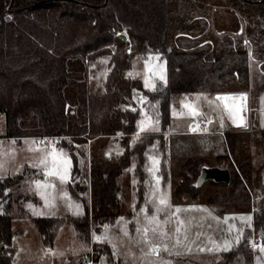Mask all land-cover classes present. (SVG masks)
<instances>
[{"label":"trees","instance_id":"trees-1","mask_svg":"<svg viewBox=\"0 0 264 264\" xmlns=\"http://www.w3.org/2000/svg\"><path fill=\"white\" fill-rule=\"evenodd\" d=\"M172 1L0 0V114L5 115L4 136L22 137L21 119L30 115L37 119L40 129L31 135L50 138L56 146L67 149L72 158L68 190L84 207L81 215H31L22 202L30 198L36 201L37 196L23 191V184L38 175V169L25 165L21 172L0 175V264H15L11 221L16 215L30 216L45 247L53 245L60 227L69 222L77 240L111 260L110 245L91 240L92 231L98 232L103 222L114 221L120 213L119 192L114 189L133 156V173L138 180L136 201L142 200L144 149L154 141L158 164L164 171L168 160L164 133L170 125V102L181 93L230 91L226 86L232 83L236 85L234 91L247 90L251 56L264 71V0H226L238 20L251 25L246 43H236L228 34L205 42L209 8L204 0H186L179 11L169 8ZM111 43L116 44L114 53ZM150 54L164 60L165 78L155 79L154 87L145 88L139 79L125 73L134 55L144 59ZM101 55H109L110 60L104 90L89 93L86 80L77 79L80 70L70 68V60L93 62ZM256 89V93L264 90V81ZM132 91L140 95L138 104L132 99ZM140 110L150 115L159 130L140 134L117 160L94 154L88 165V138L130 136L136 130ZM259 132L262 136L252 139L242 137L243 131L227 124L223 127L225 152L216 155L214 164L228 169L229 179H207L214 189L205 198L208 203L221 198L238 201L248 199L255 191L259 206L251 218L254 230L264 228V184L247 142L260 146L257 152L264 153V127ZM177 161L186 170L178 171L181 178L171 200L178 202L183 196L193 200L198 193V170L206 164L200 155ZM83 178L91 183L90 203L83 193L87 188ZM248 229L239 243L222 252L225 262L239 252L245 261L250 260L253 252L244 247ZM84 254L90 255L89 251Z\"/></svg>","mask_w":264,"mask_h":264},{"label":"rangeland","instance_id":"rangeland-1","mask_svg":"<svg viewBox=\"0 0 264 264\" xmlns=\"http://www.w3.org/2000/svg\"><path fill=\"white\" fill-rule=\"evenodd\" d=\"M185 2L186 0H173L169 4V8L179 11ZM203 3L209 8L207 13L209 26L206 27L207 30L204 31L203 36L205 40L210 38L221 39V35L228 34L232 35L236 43L248 42L247 38L250 37L251 25L238 20L237 14L230 7H227L226 0H204ZM128 51L129 48H126V52ZM114 52L111 50V53ZM154 56L147 55L141 59L138 55H134L131 58V66H129L128 74L139 78L142 85L147 88L146 80L153 84L154 77L165 76L164 69H161L159 63L160 59ZM108 58L109 55H101L93 62L84 61L81 58L72 59L70 60V68L75 71L80 70L81 73L77 79H89L91 92L103 91L102 82L106 78ZM146 59L148 61H145ZM250 59L246 90L248 91V105L250 106L249 124L247 128L241 131L245 133L242 137L253 139L262 136L259 129L264 127V90L256 93L257 85L264 81V71L261 70L258 63H255L252 56ZM92 64L94 66H91ZM226 89L234 91L236 85L232 83L227 85ZM71 92L74 91L66 90V93ZM137 95L139 94L133 91V99L139 103L140 97L137 98ZM185 105L194 106L200 115L193 117ZM169 107V131L172 133L166 137L164 135L168 156L164 171L158 164L157 142L154 141L144 149L146 156V162L142 167L146 174L142 181L144 192L142 200L137 202L136 184L138 180L133 173L136 160V157L133 156L128 166L122 170L117 178L120 213L114 221L103 222L98 232L92 231L91 240L108 243L114 253L112 256L114 255L115 259L117 257V259H121L119 264H221L216 263V261L225 260V257L219 253V251L224 250L222 248L216 250V246H222L225 241L232 246L236 245L237 236L240 235L241 231L243 234L246 227H249V231L246 232L245 239L251 233L260 235L262 238L261 247L264 246V228L254 230L251 221L249 225V222L233 219L235 217H251L249 200L253 202V211L259 206L255 191L250 193L249 200L236 201L221 198L208 203L205 200L206 195L211 193L214 187L209 184L208 180H203L198 185L195 200H190L187 196L180 197L178 202L171 200L174 187L181 178L178 171L186 170L181 161L177 160L187 156L200 155L206 165L214 164L216 155L225 152V146L221 142L222 135L218 136L219 134H216L215 131L222 132L226 124L220 125L223 120L222 111L216 105L213 96L206 91H195L192 94L181 93L170 102ZM72 113H74L73 110ZM209 116L213 118L212 121H208ZM146 117L150 119V128L159 129V125L151 119L150 115L145 110H140L135 120L139 131L140 124L145 121ZM21 121L20 128L23 136L19 139H9L4 136L7 129L5 127V115L0 114V175L21 172L26 164H21L19 159L27 161V165L36 167L39 174L27 179L23 184V191L31 195L35 194L37 200L34 201L31 198L24 200L22 202L23 209L31 215H81L84 210L83 202L75 197L67 186L71 176L70 167L72 164V158H70L67 149L56 146V143L49 140L50 138L41 139L31 135L40 129L39 121L32 115L22 118ZM193 123L195 127L199 126L198 132L207 129V134L194 133L192 129H189V125ZM203 123H205L204 126ZM142 133L144 132L140 134ZM137 137H125L116 134L88 138L86 142L87 164L89 165V157L94 154L112 161L119 159L124 148L131 146ZM247 144L250 146L248 151L250 150L249 152L253 153L254 156V168L259 170L261 181L264 184V153L257 152L260 146L251 142H247ZM61 153L63 156H60ZM45 156L48 157L47 165L40 163ZM53 156H56L58 161L63 159L68 161L66 169L64 167L59 168L60 174L67 176L66 182H61L59 175H48L50 171L54 170ZM82 183L87 185L83 193L86 202L90 203V180L83 178ZM162 197H166V204L160 203ZM153 217L156 223H149ZM13 226L16 229H21V232L13 235L12 238L15 246L13 253L15 264H78L82 257L86 260L83 251H89L91 257H94L93 254L96 253L91 246L84 250L85 245L77 240L69 222H65L60 227L55 242L50 248L45 247L40 241L30 216L16 215L13 218ZM153 228L156 229L154 233L151 231ZM177 228L181 229L180 232L176 231ZM145 229H148L146 235ZM15 232L14 229L13 234ZM161 233H165V235L162 236ZM97 237L100 239H96ZM242 237L240 235V240ZM153 245L159 247L158 251L150 252ZM165 248L167 251L164 250ZM201 249L205 250L201 251ZM208 249L213 250L208 251ZM236 256L241 257V260L244 259L240 252ZM230 257L227 262L233 255ZM95 259L94 257L92 261H88L86 264H102L100 259ZM105 259L107 260V258ZM248 261L250 264H264V252L260 250L253 252V256Z\"/></svg>","mask_w":264,"mask_h":264},{"label":"water","instance_id":"water-1","mask_svg":"<svg viewBox=\"0 0 264 264\" xmlns=\"http://www.w3.org/2000/svg\"><path fill=\"white\" fill-rule=\"evenodd\" d=\"M119 36L124 39L125 36L123 33H120ZM208 42H211L209 40H207ZM213 98L216 100V102L218 103V105L221 108L222 111V115L224 117V119L226 120V122H228L229 126L233 129L236 130H242L248 127V122H247V113H248V105H247V92L245 91H241V92H233V91H225V92H216L213 95ZM237 97V99L232 100H217V97ZM240 96H245L246 99L241 100L238 99ZM227 104L229 107L225 108L224 105ZM229 111L231 112V115L233 117V119L236 121V123H233V119L229 118ZM243 119V121L245 122L246 126L244 127H240L237 126V124L240 122V120ZM199 173L196 177L195 183L199 184L201 181L203 180H207V179H213L216 181H223V182H227V180L229 179V170L221 167L219 165L216 164H210V165H202L199 168ZM119 186H115L116 192H119ZM84 262V258L81 259L79 261L78 264H83Z\"/></svg>","mask_w":264,"mask_h":264},{"label":"snow or ice","instance_id":"snow-or-ice-1","mask_svg":"<svg viewBox=\"0 0 264 264\" xmlns=\"http://www.w3.org/2000/svg\"><path fill=\"white\" fill-rule=\"evenodd\" d=\"M146 67H147V65H146ZM160 79H164L163 75L160 76ZM145 83H146V86H148V87H154V85L150 84L148 80H146ZM229 99L235 100V99H237V97H219V96L217 97V100L226 101V100H229ZM238 99L244 100V99H246V97L245 96H240ZM185 107L189 108L190 114L193 117L200 115V113L196 110V108L194 106L185 105ZM224 107L228 108L229 106L227 104H225ZM228 115H229L230 119H233L230 111H229ZM233 123H236V121L234 119H233ZM149 125H150V119L146 117L145 121H142L141 124H140V132H145V131H149V130H152V131H158L159 130L158 128H150ZM237 126L244 127V126H246V124L243 121V119H241L240 122L237 124ZM198 130H199V126H197V127L192 129L193 132H196ZM206 130L207 129H205V131ZM137 136H139V133L137 134ZM60 156H63V154L61 153ZM47 162H48V157L47 156L43 157L41 159V161H40L41 164H45V165H47ZM153 163L155 164V161H153ZM53 164H54V170L50 171L48 173V175H59V178H60L61 182H66L67 176L64 175V174H60L59 168L60 167H64L66 169L68 161L66 159L58 161V158L56 156H53ZM160 203L162 205L166 204L167 203L166 197H162L160 199ZM233 219H240L243 222H249V225H250V221H251V217H235ZM149 223H156L155 218L153 217V219L151 221H149ZM180 223L183 224V222H180ZM180 230H181L180 228L176 229L177 232H180ZM147 231H148V229L144 230L145 235H146ZM151 231L154 233L156 231V229L153 228V229H151ZM161 235L163 236V235H165V233H161ZM240 235H242V231H241ZM240 235H238L237 238H236L237 239V243H239ZM96 239H100V238L97 237ZM177 243H179V241H177ZM231 247H232V245L229 242L225 241L222 246L217 245L216 246V250H220L222 248V250L227 251V250H230ZM254 247H255V245H254ZM164 250L167 251V248H165ZM204 250L205 249H201V251H204ZM212 250L213 249H208V251H212ZM156 251H157V249L155 247L150 249V252H156ZM260 251L264 252V246L260 247Z\"/></svg>","mask_w":264,"mask_h":264},{"label":"crops","instance_id":"crops-1","mask_svg":"<svg viewBox=\"0 0 264 264\" xmlns=\"http://www.w3.org/2000/svg\"><path fill=\"white\" fill-rule=\"evenodd\" d=\"M125 39V38H124ZM205 42H207V41H205ZM153 55H155L156 56V58H158V59H160L159 57H157V55L156 54H150L149 56H153ZM154 56V57H155ZM148 59H149V57H148ZM148 59H146L145 61H148ZM108 60V67H107V72L105 73V76L107 75V73H108V71H109V62H110V60H109V58L107 59ZM150 60V59H149ZM160 66H161V69L163 68L164 69V67H165V64H164V60H162V59H160ZM259 64V63H258ZM91 66H94V64H92ZM131 66V65H130ZM129 68L126 70V73H125V76H130L129 74ZM107 77V76H106ZM130 77H133V78H137V77H134V76H130ZM164 78H165V76H164ZM137 79H139V78H137ZM155 79H160V78H157V77H154L153 78V83H154V80ZM86 80V83H87V89H88V92L89 93H100V92H102V91H99V92H91L90 91V89H89V79H85ZM105 80H106V78H105ZM105 80L102 82V84H103V86H104V83H105ZM140 80V79H139ZM140 82H141V80H140ZM141 84H142V82H141ZM153 85V84H152ZM142 87H145V86H143L142 85ZM145 88H147V87H145ZM149 88V87H148ZM151 88V87H150ZM104 90V89H103ZM245 92H247V105L249 104V101H248V91H246V90H244ZM135 92V91H134ZM233 92H239V91H233ZM139 94V93H138ZM214 93H212L211 95H213ZM140 96L139 95H137V98H139ZM132 99H133V91H132ZM134 101H135V99H133ZM215 100V99H214ZM138 101V100H137ZM136 102V101H135ZM215 102H216V100H215ZM137 103V102H136ZM138 104V103H137ZM170 105V104H169ZM216 105L217 106H219L218 105V103L216 102ZM219 109L221 110V108H220V106H219ZM249 109H250V106L248 105V113H249ZM248 113H247V122H248ZM222 118H223V120L221 121V123H220V125L222 124V123H225V124H227V125H229L228 124V122H226V120L224 119V117H223V115H222ZM213 120V118L212 119H210V120H208V121H212ZM204 124L205 123H203V126H204ZM248 124H249V122H248ZM135 125H136V123H135ZM191 125V124H190ZM190 125H189V129H190ZM207 131H203V132H198V131H196V132H194V133H196V134H207L206 133ZM139 133V135H140V131L137 129V125H136V131L134 132V133H132L131 135H130V137L131 136H133V137H135V136H137V134ZM172 132H170L169 131V128H168V130L164 133V135H165V137L167 136V135H170ZM215 133L216 134H219L218 136H221L222 135V132L221 131H219V130H216L215 131ZM222 137V136H221ZM7 138V137H6ZM9 139H14V138H9ZM16 139V138H15ZM19 139V138H18ZM49 140H52V139H49ZM222 141L221 142H223V139H221ZM53 142H54V140H52ZM52 149V148H51ZM54 149H56V150H58V149H60V148H54ZM20 160V163L21 164H23V165H27V161H24V160H22V159H19ZM208 165V164H207ZM28 166V165H27ZM251 197V196H250ZM249 197V198H250ZM249 198L247 199V200H249ZM193 200H195V199H193ZM249 207H250V211H251V218H252V214H253V202H251L250 200H249ZM49 215H52V214H49ZM11 226H13V219H12V221H11ZM251 226H252V219H251ZM13 228L16 230V232L13 234V235H16V234H18V233H20L21 232V229L19 230V229H16V227L15 226H13ZM37 230V229H36ZM37 235H38V232H37ZM39 236V235H38ZM261 237V236H260ZM13 238V237H12ZM40 239V238H39ZM262 239V238H261ZM263 242V241H262ZM54 244V243H53ZM153 247H155L156 249H157V251H158V246H155V245H153ZM47 248H50V247H47ZM84 250H87V248L85 247V249ZM112 250V249H111ZM259 251V250H258ZM85 251H83V253H84ZM222 252H224V251H219V253H220V255L221 256H224L223 255V253ZM112 253H113V250H112ZM114 254V253H113ZM238 253H236L230 260H229V262H225V260L223 259L222 260V262H219V261H216V263H221V264H250V263H248V262H252V261H246L245 262V260L242 258V260H241V257H238V256H236ZM93 256L96 258L95 260H101V263L102 264H119V262L121 261V259L119 260V259H115L114 258V255H113V257H112V259L110 260V259H108L107 258V260L105 259L106 258V256H103V255H98L97 253H94L93 254ZM252 256H253V254H252ZM83 258V257H82ZM81 258V259H82ZM80 259V260H81ZM213 264H215V263H213ZM252 264V263H251Z\"/></svg>","mask_w":264,"mask_h":264},{"label":"built area","instance_id":"built-area-1","mask_svg":"<svg viewBox=\"0 0 264 264\" xmlns=\"http://www.w3.org/2000/svg\"><path fill=\"white\" fill-rule=\"evenodd\" d=\"M115 47H116V44L113 43L112 44V52L115 51ZM212 119L211 116H209L208 120ZM195 128V124H191L190 125V129H193ZM255 245V247H254ZM244 247L251 251V252H257L258 250H260V247H261V237L260 235H257V234H254V233H251L249 234V236L245 239V242H244ZM92 255L90 254L89 256H87L83 262V264H86L88 261H92L94 257H91Z\"/></svg>","mask_w":264,"mask_h":264}]
</instances>
